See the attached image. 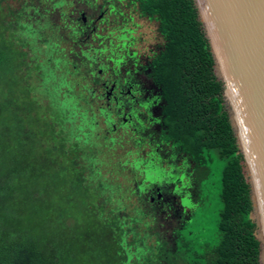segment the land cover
Listing matches in <instances>:
<instances>
[{"label":"trees","instance_id":"trees-1","mask_svg":"<svg viewBox=\"0 0 264 264\" xmlns=\"http://www.w3.org/2000/svg\"><path fill=\"white\" fill-rule=\"evenodd\" d=\"M7 1L0 0V264H259L242 154L193 0H128L155 21L162 39L148 65L163 99L159 141L194 163L190 199L196 210L180 217L171 235L154 232L152 243L106 210L86 182L85 167L97 169L91 165L95 140L86 135L70 143L64 131L65 116L88 104L86 73L78 70L85 54L74 51L68 60L58 40L43 39L48 47L37 49L45 57L36 58V45L30 47L42 26L33 22L62 1L48 7L23 0L19 9ZM93 8L101 11L103 4ZM62 67L69 99L39 101L33 73L47 69L51 79ZM72 75L83 80L73 84ZM78 114L77 130L84 127L86 134L93 129L89 117L84 110ZM138 199L137 212L159 221L162 208Z\"/></svg>","mask_w":264,"mask_h":264},{"label":"rangeland","instance_id":"rangeland-1","mask_svg":"<svg viewBox=\"0 0 264 264\" xmlns=\"http://www.w3.org/2000/svg\"><path fill=\"white\" fill-rule=\"evenodd\" d=\"M61 1V4L58 5V9L49 14V16H44L42 21L33 22L34 25H42L41 28L37 30V34H35L34 41L32 42L33 44H30V47L36 45L37 52L35 51L34 54L36 58L40 55L42 56V54L38 52L39 48L37 49V47L42 48L44 51L45 46L46 48L48 47V43L46 44L43 42V39L48 41L58 40L59 47L62 48V50L60 49V54H65L68 60L72 58V53L74 51H82L84 54L86 52L89 54L95 53L98 54L102 60L109 58V56L116 58L119 56L118 53L121 52L123 41H126L122 36L124 33L126 37H128L127 40L130 41L128 45L124 46L130 51H137L139 57L146 54L150 48L162 41L157 32L156 23L146 17H141L134 11L132 6H127L123 1L115 3L113 1L106 2V9H109L108 4H110L111 6H115L118 12L107 11L103 18L97 21V29L94 33L79 31L78 26L82 25L79 17H81V10L83 8L86 14L96 16L97 12L93 7L103 3L102 0H88V2H86V0ZM53 2L54 0H41V6L50 7L53 6ZM6 3L15 9H19L22 6L23 0H10ZM75 29L77 31H74ZM124 46L122 49H125ZM27 47L29 46L27 45ZM98 49L99 51L96 52ZM37 53L39 56H37ZM85 65V62L80 64V68L78 69L80 73L85 71ZM43 67L44 66H42V68ZM46 70L47 69H40L38 73H33L31 78L33 87L35 88V96L38 100L46 101L47 99H56L58 102H64L69 99V95H67L68 93L66 92L68 91L67 86L64 82L65 78L68 79L67 77H69V75L66 73L67 71L65 68L56 69L55 72L57 75L54 74L51 79H47ZM62 72L65 75H63V77L59 76ZM83 73L85 75V72ZM72 76L74 78H72ZM72 76L73 84L83 80L81 76ZM91 106V104H86L83 108L78 109L76 114L72 112L71 114H73V116L70 114L66 115L62 123L65 129L64 131L68 134L67 137L70 143L81 142V140H83L82 137L86 135L88 140H95L96 142L95 153L91 157V165H94V167L97 166L100 172H98L97 169L93 171L88 166L85 167L83 174L88 180L86 182L88 185L91 183L93 185L92 188L98 191L99 201L105 203L104 206L106 210H112L113 213L120 216V219L125 222L126 227L135 226L136 229L134 232L137 231L139 236L147 240L148 243L154 242V232L156 231L161 232V234L171 235L173 227H175L177 220L180 218L177 214H186L190 210L195 211L196 207L191 200H188L184 203V205L187 206V210L183 209L181 206H176L178 211H169L163 208L160 212L161 216L159 221L158 219L156 221L153 214L146 216L139 214L136 210L137 207H139V199L135 187L143 178L141 174H138L135 170L133 160L150 155V146L136 145L127 131L117 133L118 136H115V143L108 144V142L103 139H96L95 131L97 132L99 128L88 130L86 134H84L86 131L84 127L77 130V128L81 127L79 123L81 119L78 117V112L84 110L85 113L87 112L89 115L90 111L88 109ZM178 163L182 166L180 161ZM188 178L189 177H187V179ZM190 182L192 183V181ZM69 190L70 195H72L74 199L76 195L75 189L71 187ZM77 198L79 199L80 197L78 196ZM74 211L77 213L79 209L75 207ZM135 216L137 221L131 218ZM132 232L133 231L128 232L126 238L127 242L131 241ZM129 249L132 258L135 250L133 247ZM79 264H82V261H79Z\"/></svg>","mask_w":264,"mask_h":264},{"label":"flooded vegetation","instance_id":"flooded-vegetation-1","mask_svg":"<svg viewBox=\"0 0 264 264\" xmlns=\"http://www.w3.org/2000/svg\"><path fill=\"white\" fill-rule=\"evenodd\" d=\"M102 1L103 9L96 11V16L81 11L79 19L82 25L78 26L79 31L94 33L97 21L102 19L107 11L118 12L115 6L110 4L109 9H106L108 1H123L127 6H132L141 17L153 20L142 16L128 0ZM122 36L126 40L122 43L123 48L130 41L125 33ZM160 43L141 57L137 51H130L126 46L125 49L121 48L116 58L109 56L104 60L98 54L86 52L82 60L86 64L84 101L92 105L88 109L90 114L86 112V115L89 116L88 122L92 128H99L95 131L96 139L114 144L117 133L127 131L136 145L150 146V155L133 160L135 170L143 178L135 187L137 194L139 197L144 196L150 203H156L159 208L178 211L176 206L186 209L184 203L191 200L190 181L194 163L186 154L177 152L172 144L159 141L163 99L160 88L148 76V65ZM98 51L99 49L96 50ZM177 215L182 217L185 214Z\"/></svg>","mask_w":264,"mask_h":264},{"label":"water","instance_id":"water-1","mask_svg":"<svg viewBox=\"0 0 264 264\" xmlns=\"http://www.w3.org/2000/svg\"><path fill=\"white\" fill-rule=\"evenodd\" d=\"M242 154L264 264V0H193Z\"/></svg>","mask_w":264,"mask_h":264}]
</instances>
